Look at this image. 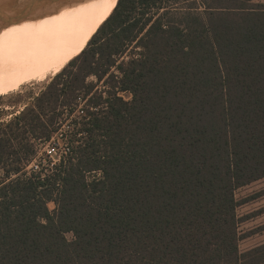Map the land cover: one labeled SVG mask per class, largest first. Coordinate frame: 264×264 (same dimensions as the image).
<instances>
[{"label":"trees","instance_id":"obj_1","mask_svg":"<svg viewBox=\"0 0 264 264\" xmlns=\"http://www.w3.org/2000/svg\"><path fill=\"white\" fill-rule=\"evenodd\" d=\"M158 1L113 0L80 53L0 123V264L264 261V246L239 251L235 199L264 178V24L247 12L188 29L149 17ZM66 124L59 162L26 172L35 142Z\"/></svg>","mask_w":264,"mask_h":264},{"label":"rangeland","instance_id":"obj_2","mask_svg":"<svg viewBox=\"0 0 264 264\" xmlns=\"http://www.w3.org/2000/svg\"><path fill=\"white\" fill-rule=\"evenodd\" d=\"M156 7L157 9L153 8L148 13L149 17L157 18L159 15L166 14L165 17L171 23L181 24L184 28H188L187 24H193L194 18L201 24H207L209 19H212L217 25L228 22L236 25L251 19L245 17L247 12L256 15L254 18L260 19L264 24V0H159ZM194 29L201 30L202 27ZM132 53L133 50H129L123 56V60H128ZM53 77L48 75L37 80L30 79L26 83L14 85L9 91L0 93V123L9 122L30 107ZM119 96L126 102L132 99L131 94L127 92L119 93ZM68 126L66 124L65 128L55 134L50 141L35 142L36 153L32 162L26 167V172L31 173L35 170L38 172L48 166L49 162L53 164L59 162L69 146L64 137L65 132L69 131ZM94 177L99 178L100 173L88 175L89 180ZM235 199L238 202L236 214L239 251L245 253L264 246V178L238 189L235 192ZM47 207L51 212L56 209L53 202H49ZM65 238L68 242L74 240L72 233H66ZM261 264H264V261Z\"/></svg>","mask_w":264,"mask_h":264},{"label":"bare ground","instance_id":"obj_3","mask_svg":"<svg viewBox=\"0 0 264 264\" xmlns=\"http://www.w3.org/2000/svg\"><path fill=\"white\" fill-rule=\"evenodd\" d=\"M111 2L66 3L3 30L0 33V93L30 79L58 74L107 19Z\"/></svg>","mask_w":264,"mask_h":264},{"label":"water","instance_id":"obj_4","mask_svg":"<svg viewBox=\"0 0 264 264\" xmlns=\"http://www.w3.org/2000/svg\"><path fill=\"white\" fill-rule=\"evenodd\" d=\"M85 0H0V33L54 7Z\"/></svg>","mask_w":264,"mask_h":264}]
</instances>
